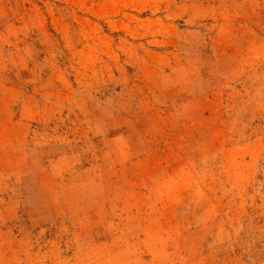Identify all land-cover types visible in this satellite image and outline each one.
I'll return each instance as SVG.
<instances>
[{
	"label": "rangeland",
	"instance_id": "374dc122",
	"mask_svg": "<svg viewBox=\"0 0 264 264\" xmlns=\"http://www.w3.org/2000/svg\"><path fill=\"white\" fill-rule=\"evenodd\" d=\"M0 264H264V0H0Z\"/></svg>",
	"mask_w": 264,
	"mask_h": 264
}]
</instances>
